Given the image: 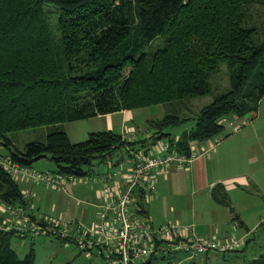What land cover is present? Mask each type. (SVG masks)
Here are the masks:
<instances>
[{
    "label": "trees",
    "instance_id": "1",
    "mask_svg": "<svg viewBox=\"0 0 264 264\" xmlns=\"http://www.w3.org/2000/svg\"><path fill=\"white\" fill-rule=\"evenodd\" d=\"M221 63L227 90L195 116L153 121L149 145L171 142L169 129L192 120L172 143L187 154L191 141L219 134L220 119L256 110L264 98V0H0V146L22 166L46 158L54 172L91 173L132 141L102 130L73 142L65 123L206 95ZM44 126L43 140L16 147L13 133ZM220 193L215 186L213 198L228 206ZM0 203L25 204L1 167ZM14 235L0 228V264H32L11 247ZM205 256L201 264H210ZM249 264H264V252Z\"/></svg>",
    "mask_w": 264,
    "mask_h": 264
},
{
    "label": "built area",
    "instance_id": "2",
    "mask_svg": "<svg viewBox=\"0 0 264 264\" xmlns=\"http://www.w3.org/2000/svg\"><path fill=\"white\" fill-rule=\"evenodd\" d=\"M248 120L223 118L219 122H227L230 130L237 131ZM177 138L172 136L171 142L164 140L150 144L156 146L154 152L132 150V165L123 172L122 182L112 179L116 171L98 175L103 186L96 192L99 201L97 211L94 221L88 226L70 219L57 220L36 213L30 203L31 192L23 189L20 190V197L25 204L0 203V212L4 216L0 228L20 235L53 236L73 242L79 250L94 252L101 259V264H180V260H175L180 254L191 259L241 250L244 244L242 239L199 238L193 233L192 226L169 222L152 227L142 217L143 204L150 200L155 191V172L167 169L172 164L187 166L198 153L193 147L196 141L189 143L187 154L176 150L172 143ZM0 167L15 181L30 180L52 187L85 184L91 179V173L77 176L38 172L12 161L7 154H0ZM110 179L112 183L108 184Z\"/></svg>",
    "mask_w": 264,
    "mask_h": 264
},
{
    "label": "crops",
    "instance_id": "3",
    "mask_svg": "<svg viewBox=\"0 0 264 264\" xmlns=\"http://www.w3.org/2000/svg\"><path fill=\"white\" fill-rule=\"evenodd\" d=\"M115 114L121 115L120 125L117 120L113 121L111 117ZM126 116L127 110H120L63 125V129L71 140L74 137L77 139L84 133L85 124L88 122V124H91L88 129L91 130H87L85 135L91 131L111 130L132 141V144L130 146H121L116 150L118 152L117 157H112L111 155L102 162L103 165L96 167L95 170L90 169L91 179L89 182L79 184V186L86 185L87 189H84V187L76 189V185H66V193H58V191L55 192L56 190L52 189L55 188L52 186L43 185L44 189L43 187L40 188L42 184H36L30 180L17 181L20 190L27 189L31 192L30 203L36 213L48 215L57 220L71 219L84 226H88L90 222L94 221L97 203L99 202L96 192L103 186V183L97 176L116 171L112 179L122 182L123 172L132 165L133 155L131 151L144 149L154 152L156 148V146L148 144V137L152 132L151 123L153 121H147L145 126L142 124L134 125L129 122L126 125ZM101 119L105 120L104 124ZM126 128L128 129L125 131ZM248 131L252 133V127ZM193 147H196L198 153L189 165L177 166L176 164H172L167 169L155 172V191L150 200L143 204L142 217L152 227H159L174 219L172 222L192 226L193 233L199 238L218 237L219 239H226L234 237L237 234L238 239H242L243 237L245 239L247 235L238 230V227L242 226L238 215L232 211L228 203V206H226L224 205V201L218 202L214 199L212 192L215 186H219L220 194H225L226 196V194L230 193L229 195L233 200L234 197L231 192L237 190L242 184L248 185L247 178L242 174V170H240L246 168V163L243 168L233 167L230 160L232 152L228 150V146L221 143L215 147L214 141L210 139L196 142L193 144ZM33 170L37 169L33 168ZM111 183L110 179L108 184ZM73 191H81L83 195H86V198L84 197L86 200L79 201L74 199L72 197ZM54 193L56 194L54 201L50 202L49 198ZM209 202H214L216 207L210 206ZM151 207H153L152 212H150ZM223 208L226 211H223ZM0 217L2 219L4 217L1 212ZM234 221L237 222L236 225H234ZM178 256H176L175 260H180ZM203 257L202 262L204 260Z\"/></svg>",
    "mask_w": 264,
    "mask_h": 264
},
{
    "label": "rangeland",
    "instance_id": "4",
    "mask_svg": "<svg viewBox=\"0 0 264 264\" xmlns=\"http://www.w3.org/2000/svg\"><path fill=\"white\" fill-rule=\"evenodd\" d=\"M210 84V93L206 95L127 110L125 124L127 125L129 122L134 125L142 124L145 126L147 121H155L167 114L174 113H177L180 117L195 116L200 108L213 99V96L227 90L228 76L225 63H221L218 73L210 78ZM111 117L113 121L117 120L120 125L122 119L120 114H115ZM235 118H228L227 120ZM246 118L249 119L248 123L240 126L237 131L230 130L227 122L223 123V128L219 134L210 139L214 141L215 147L221 143L228 146V150L232 152L230 160L233 167L243 168L246 163V168L240 170H242V174H244L248 181L247 186L242 184L237 190L231 192L234 201L230 197V193L228 195L226 194L227 203L242 222V226L238 227L239 232L247 235L245 239L244 237L242 238L244 243L243 248L238 252H229L224 255L208 254L205 257H207V262L210 264H249V260L264 252V98L258 102L256 110L246 115ZM101 121L104 124L105 120L101 119ZM85 126V131L77 138L78 140L74 135V139L70 140L77 142L85 139L87 136L85 132L91 130L88 129L91 124L87 122ZM191 126L192 120H187L183 124L169 129V131L171 132V136L175 137L181 131L187 130ZM251 127L252 133L248 131ZM47 130L48 127L44 126L17 131L12 134L13 142L16 147L20 148L30 141H41ZM164 140L165 138H161L158 141L163 142ZM5 153L7 151L0 146V154L4 155ZM114 154H112V157L118 156L117 151ZM101 165H103L102 162L95 163L91 170H95L96 167ZM29 166L32 169H37L36 171L55 170L52 162L46 158L33 161ZM79 184H75L77 186L76 189L78 187L87 189L86 185L79 186ZM42 187L45 189L43 184L40 188ZM52 189L56 190L55 192L58 191V193H66L65 187L56 186ZM54 196H56L55 193L50 196V202L54 201ZM72 197L79 201L86 200L84 199L86 195H83L81 191H73ZM209 204L212 207H216L214 202H209ZM152 209L153 207L150 208V212H152ZM223 211H226L225 208H223ZM173 220L171 219L169 221L172 222ZM234 237L239 238L237 234ZM215 238L219 239L218 237ZM10 244L18 258H23L25 255H28L32 260V264H101L102 262L94 252L79 250L73 242L64 241L53 236H30L26 233L22 235L15 233ZM202 257L198 256L186 259L183 254L178 256L181 264H201Z\"/></svg>",
    "mask_w": 264,
    "mask_h": 264
}]
</instances>
